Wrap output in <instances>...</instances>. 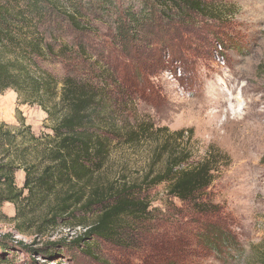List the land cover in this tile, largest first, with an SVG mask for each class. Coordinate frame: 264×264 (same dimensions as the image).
<instances>
[{"label": "rangeland", "instance_id": "1", "mask_svg": "<svg viewBox=\"0 0 264 264\" xmlns=\"http://www.w3.org/2000/svg\"><path fill=\"white\" fill-rule=\"evenodd\" d=\"M202 1L215 14L222 12L221 23L189 12L174 24H154L150 42L124 45L111 39L108 24L96 22L97 32L84 39L92 60L111 68L113 91L130 101L124 123L147 122L163 130L134 145L115 144L105 178L139 181L151 168L163 171L168 155L151 167L155 150L167 134L184 130L177 146L192 150L193 163L211 152L222 157L217 179L202 199L211 200L208 212L171 200L163 183L147 195L146 220L127 224L121 240L101 241L100 260L63 250L57 255L62 264H264V0ZM46 65L63 78L61 63ZM0 121L12 128L24 121L37 135L52 133L55 124L39 105L22 103L14 90L0 95ZM16 181L22 187L23 171ZM3 212L0 235L38 247L69 246L85 232L61 225L38 237L20 235L15 206L6 203ZM216 231L232 248L223 242L217 251L206 247V237ZM27 260L19 253L18 264ZM32 260L55 264L39 255Z\"/></svg>", "mask_w": 264, "mask_h": 264}, {"label": "trees", "instance_id": "2", "mask_svg": "<svg viewBox=\"0 0 264 264\" xmlns=\"http://www.w3.org/2000/svg\"><path fill=\"white\" fill-rule=\"evenodd\" d=\"M189 12L218 23L225 17L202 0H0V95L14 90L22 103L39 105L55 121L52 133L38 135L24 121L15 128L0 121V221L7 219L3 207L10 203L20 235L38 237L61 225L85 229L69 246L38 247L0 235V264H18L19 253L29 257L27 264H39L32 260L38 255L62 264L57 255L63 250L100 260L101 241L121 240L127 224L146 220L147 195L163 183L171 200L208 212L211 200L202 199L217 179L222 157L211 152L193 163L192 150L177 146L184 130L167 134L155 150L151 167L168 155L163 171L151 168L139 181L105 178L115 144L134 145L163 130L147 122L124 123L130 101L113 91L111 68L92 60L84 39L100 22L109 25L115 42L148 43L154 24H174ZM47 63H61L63 78ZM222 242L233 244L217 231L205 239L215 251Z\"/></svg>", "mask_w": 264, "mask_h": 264}, {"label": "built area", "instance_id": "3", "mask_svg": "<svg viewBox=\"0 0 264 264\" xmlns=\"http://www.w3.org/2000/svg\"><path fill=\"white\" fill-rule=\"evenodd\" d=\"M221 48V46H219Z\"/></svg>", "mask_w": 264, "mask_h": 264}]
</instances>
